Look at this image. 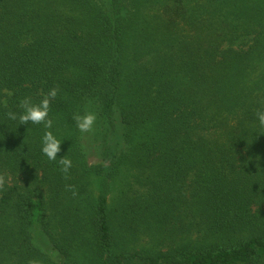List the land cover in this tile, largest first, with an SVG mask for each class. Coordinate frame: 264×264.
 <instances>
[{
  "label": "trees",
  "instance_id": "trees-1",
  "mask_svg": "<svg viewBox=\"0 0 264 264\" xmlns=\"http://www.w3.org/2000/svg\"><path fill=\"white\" fill-rule=\"evenodd\" d=\"M258 110L264 0H0V264H264Z\"/></svg>",
  "mask_w": 264,
  "mask_h": 264
},
{
  "label": "clouds",
  "instance_id": "clouds-1",
  "mask_svg": "<svg viewBox=\"0 0 264 264\" xmlns=\"http://www.w3.org/2000/svg\"><path fill=\"white\" fill-rule=\"evenodd\" d=\"M58 94V87L51 88L39 102H33L31 97H25L20 102V108L22 111L17 114L16 112L9 111L7 116L11 120L19 121V124H42L46 129H51L53 122L49 119V112L52 101ZM257 119L261 127H264V111L258 110L256 112ZM73 119L76 122V127L81 133H90L94 130L96 123V113L92 111H86L84 114H75ZM61 141L53 134L52 131H45L42 137L41 151L51 161H56L58 153L61 151ZM62 165L61 171L67 176V173L72 167V161L64 156L59 160ZM6 183V174L0 173V190H2ZM66 189L72 191V195L76 196L77 191L74 186L66 185ZM29 264H39L38 261H29Z\"/></svg>",
  "mask_w": 264,
  "mask_h": 264
},
{
  "label": "rangeland",
  "instance_id": "rangeland-1",
  "mask_svg": "<svg viewBox=\"0 0 264 264\" xmlns=\"http://www.w3.org/2000/svg\"><path fill=\"white\" fill-rule=\"evenodd\" d=\"M88 154H89L88 155L89 161H95L97 159L96 158V150L93 148V143L88 148ZM72 255H74V259L78 261L79 258H80V251L78 250V251L75 252V250L74 251L72 250Z\"/></svg>",
  "mask_w": 264,
  "mask_h": 264
}]
</instances>
